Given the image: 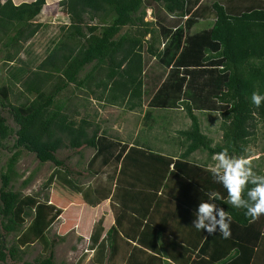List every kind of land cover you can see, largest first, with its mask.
<instances>
[{
    "label": "trees",
    "instance_id": "obj_1",
    "mask_svg": "<svg viewBox=\"0 0 264 264\" xmlns=\"http://www.w3.org/2000/svg\"><path fill=\"white\" fill-rule=\"evenodd\" d=\"M47 4L48 0L19 4L0 0V54L5 50L6 63L20 61L9 70V84L0 86V153L5 142L14 137L6 169L0 173L1 263L9 264L10 257L15 264H56L54 242L47 239V231L61 210L49 204L48 197L42 201L38 195H24L15 189L19 176L16 165L23 152L35 154L41 163L53 162L80 184L76 173L56 153L83 147L94 149L88 167L96 177L102 176L95 182L96 196L100 200L114 198L120 208L116 224L106 235L108 261L113 264L120 253L126 255L120 242L134 241L153 249L154 263L177 261V254L166 249L165 255L161 254L162 248L157 247L159 242L167 244L161 227L150 238L152 225L148 220L144 223L145 218H151L149 207L143 208L149 204L148 196L132 187L125 189L126 184L141 183L143 176L146 179L153 174L151 182L162 170L161 164L173 158L141 147L139 141L131 146V142L102 131L96 123L97 114L87 112L89 100L127 111L141 110L147 103L144 121L154 118L155 109H182L191 122L189 128L176 131L179 140L183 137L187 144L182 158L196 151L214 157L225 150L236 158H250L249 143L257 123L264 122V104L257 108L250 100L253 92L264 94V0H60L69 24L61 25L60 34L50 38L44 55L22 60V52L32 53L29 42L49 28L35 22ZM148 9L151 20H146ZM71 84L83 92L79 102L59 97ZM17 85L21 90H15ZM198 112L204 117L207 112L219 117L204 118L205 123H218L214 132L209 125L203 126ZM215 132L221 135L218 142L210 136ZM253 168L264 175V170ZM210 179L203 178L197 185L190 180L183 191L198 194L203 200L210 191L220 194V184L212 174ZM155 183L157 189L159 182ZM220 196L215 203L232 216L231 225L239 238L251 236L249 241L256 243L264 234V215L251 221L244 209L227 203V191ZM187 202L193 201L187 198ZM125 217L144 225L141 229L140 223L137 237L121 231ZM232 234L231 230L229 249L237 247ZM214 235L213 241L218 235L227 240L218 232ZM8 237H13L12 243ZM37 241L51 247L49 255L24 260V249ZM171 245L195 252L200 242L174 240ZM137 249L130 258L135 264H147L148 258H142L146 252ZM188 263L189 257H184L183 264Z\"/></svg>",
    "mask_w": 264,
    "mask_h": 264
},
{
    "label": "rangeland",
    "instance_id": "obj_2",
    "mask_svg": "<svg viewBox=\"0 0 264 264\" xmlns=\"http://www.w3.org/2000/svg\"><path fill=\"white\" fill-rule=\"evenodd\" d=\"M29 1L32 0H23L22 2ZM14 2L17 3V0H14ZM151 12L150 9L147 10L146 20L152 19ZM38 21L47 24L49 28L42 29L31 40L32 53L22 52L20 54L22 60H27L29 57L33 58L34 55H44L50 38L60 34L61 25L69 24L68 16L59 6L58 0H48L47 9L35 20V22ZM4 56L5 50L0 54V86L9 84V70L13 66L20 65L18 60L14 63H6ZM37 61H35L36 64ZM20 88V85H17L15 90L19 91ZM16 95L12 96L13 102H15ZM82 96L83 92H80L71 84L59 97L62 100L73 98L74 101L79 102ZM87 112L90 115L96 113V123L102 127V131L107 130L112 137L117 136L124 139L130 135V138H133V134L140 130L141 136L133 141L145 142L150 139L155 141L152 146H157L156 149L161 147L162 151L166 152H170L171 147L174 151L181 148H178V143L172 140L175 137L169 134L171 132L168 133L165 129H171L174 125H177L179 129L184 130L189 128L191 124L184 110H173V112L165 113L160 119L154 116L150 121H143L139 112L127 111L122 107L105 106L94 99L89 100ZM80 113L84 114L85 111L81 110ZM155 113L157 112L155 111ZM198 114L200 121H203V126L205 124L209 125L210 130L213 132L217 129L218 123L216 121L209 122V124L206 121L205 123V119L215 115L214 113L207 112L206 116H208H205L206 118L204 117L205 114H201V112H198ZM5 115L9 116L7 111H5ZM214 117L218 116L215 115ZM9 123L14 129H17L10 118ZM255 130L256 134L248 147L250 151L248 160L253 159V167L264 170V122L259 121ZM215 133H211L210 136L216 138L215 141L218 142L221 135L219 132ZM167 137H170L173 142L168 140ZM13 142L14 137H10L5 142L6 148L0 153V173L6 169L5 167L11 156L10 147L13 146ZM56 154L59 159L65 161L68 168L77 174H74V177L81 182L80 184H76L53 162L41 163L35 154L25 151L16 165L19 176L15 189L20 190L24 195H38L42 201L48 197V203L61 210V214L58 215L55 223L47 231V239L51 243L54 242L53 250L56 264H112L107 259L108 244L106 235L107 229L111 228L110 226L115 222L120 210L118 212L116 209L114 198L100 200L94 192L96 180L102 179V176L96 177L88 167L94 155V149L87 147L78 150L62 149ZM28 179H30L29 183L24 185L23 182ZM54 214L55 212L52 213V215ZM30 220H27V223ZM12 239L13 237H8L9 243H12ZM120 244L122 251L127 252L128 250L131 254L135 250L132 248L133 244H123V242H120ZM24 250L26 251L24 260L34 261L36 258L48 256L51 247L45 248L42 242L37 241ZM136 251L138 252V249ZM132 259L133 257L122 256V253H120L113 264H133ZM8 263L15 264V261L8 257ZM0 264H2L1 261Z\"/></svg>",
    "mask_w": 264,
    "mask_h": 264
},
{
    "label": "crops",
    "instance_id": "obj_3",
    "mask_svg": "<svg viewBox=\"0 0 264 264\" xmlns=\"http://www.w3.org/2000/svg\"><path fill=\"white\" fill-rule=\"evenodd\" d=\"M22 1L23 0H17V4L21 3ZM59 1L60 0H58V2ZM30 43L32 45L31 41L29 42V45ZM147 110H149V107L146 103L143 109L131 112H139L142 115V120L144 121V115ZM155 111L157 113H155ZM153 112L155 113L154 116L157 117V119H160L161 117H163V113H169L172 111H161L155 109L153 110ZM93 115L95 116V113ZM165 130H167L168 133L171 132L169 134L173 135L176 138L175 140L176 143H178V148L180 147L181 149L178 151H174L172 149L173 147H171V151L166 152L162 151L161 147L156 149L157 146H152L153 142L155 141L147 139L145 142H141V147L150 148L151 150H158L160 154L169 158H173V160L169 163L161 164L163 165V168L159 172V175L156 178H153V180L151 181L153 182V184L148 181L151 180L153 176V174H151L148 175L146 179L143 176L141 183L126 184L125 189L130 190V188L132 187L135 190H139L142 194L148 196L147 199H150L149 204L144 205L143 208H147L146 206L148 205L151 218H145L144 223L146 222V220H148V225H152V228L149 229L151 231L150 238L153 237V233L156 231V229H159L161 227L164 230L163 238L164 241L167 242V244L163 242L165 243L164 245L163 243L159 242V245H157V247L162 248L163 253L161 252V254H164L165 249L169 254L171 252H174L178 255L177 261H179L177 262L176 260L168 259V264H183L184 257L187 256L189 257L188 264H264V234L258 236L256 238V243H254L252 240L249 241V239H251V236H245L244 239H240L238 236L239 234H236L237 232L233 229L234 226L230 225V230H232L233 233L232 235L236 238L237 247L235 246L234 248L229 249L228 243L230 241H228V239L230 237H228L227 240L223 241L218 235V238L213 241L215 235H209L203 230L198 231L193 227L192 222L195 219L194 212L199 203L201 201H204V198L199 197V195L195 193H193L191 196V194H188L187 191H183V187H185V184L187 182L189 183L190 180H192L195 185L201 182L203 178H207L208 181H212V179H210L211 172L209 169L215 165V161L213 157H210L207 153H203L200 151L192 153L187 158H182L181 154L183 153L184 147L187 146V144L185 143L183 137H181L180 140L178 138V134L176 131L179 130V126L177 127V125H174L171 129ZM140 133L141 131L137 130L135 134H133V138H130L129 135L128 138H124V140L131 142L132 146V142H134L133 140L141 136ZM145 135L148 137L147 134ZM167 139L170 140L168 137ZM149 145H151L152 147H150ZM175 161H177L176 164ZM155 180L159 182L157 189H155ZM150 183L153 185V187L149 186ZM206 187L208 189V185H206ZM219 188L220 194L222 193V195H224V192H226V190L222 185H220ZM154 189L157 192L155 194L153 193ZM189 189L192 190V188ZM187 198H189L193 202L188 203ZM116 206L118 205L116 204ZM116 209L119 212L120 208L118 209V207H116ZM118 215L116 216L115 222L110 227L116 224ZM121 220L122 226H120V229L122 232L125 231L124 233L131 238L137 237L139 235V226L141 222H138L137 220H130V218L127 219V217H125L124 219L122 218ZM130 221H132V223H130ZM141 225V229H144V225L142 223ZM109 229L110 228H108L107 231ZM174 240H190V242L197 241L200 242V245L196 248L197 250L195 252H193L192 249L188 252L183 249H175L177 246L175 245L173 247L171 245L172 241ZM132 244L133 249L136 250L137 248H142V250L147 253H143L144 257L148 258L147 264H160L156 262L154 263V259L152 258V256L156 254H154L153 249L148 248L149 246L146 247L144 245H139L135 241L132 242ZM135 250L131 254H134ZM131 254L127 250L126 255L130 256ZM150 261L152 262L150 263ZM132 263L135 264L134 261H132Z\"/></svg>",
    "mask_w": 264,
    "mask_h": 264
},
{
    "label": "clouds",
    "instance_id": "obj_4",
    "mask_svg": "<svg viewBox=\"0 0 264 264\" xmlns=\"http://www.w3.org/2000/svg\"><path fill=\"white\" fill-rule=\"evenodd\" d=\"M250 100L259 108L264 104V94L253 92ZM213 159L215 165L209 170L214 181L227 191V203L233 208L244 209L245 216L251 221L264 215V175L256 173L250 160L233 157L227 150L216 154ZM206 196L207 199L201 201L194 212L193 227L209 235L218 231L224 238L230 237L232 216L215 203L221 200L220 194L210 191Z\"/></svg>",
    "mask_w": 264,
    "mask_h": 264
}]
</instances>
